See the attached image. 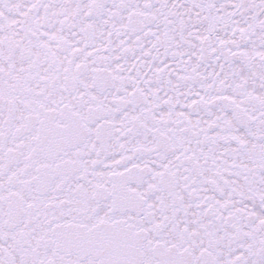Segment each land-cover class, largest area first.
<instances>
[{"label":"snow or ice","instance_id":"6c2138e0","mask_svg":"<svg viewBox=\"0 0 264 264\" xmlns=\"http://www.w3.org/2000/svg\"><path fill=\"white\" fill-rule=\"evenodd\" d=\"M0 264H264V0H0Z\"/></svg>","mask_w":264,"mask_h":264}]
</instances>
